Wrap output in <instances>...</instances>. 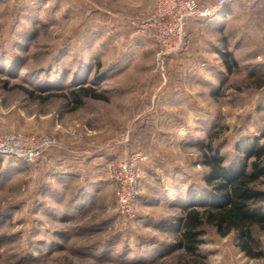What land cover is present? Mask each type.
Segmentation results:
<instances>
[{"label":"rangeland","instance_id":"rangeland-1","mask_svg":"<svg viewBox=\"0 0 264 264\" xmlns=\"http://www.w3.org/2000/svg\"><path fill=\"white\" fill-rule=\"evenodd\" d=\"M158 4L0 0V136L55 142L33 162L0 154V264H264L258 227L262 257L211 224L196 254L176 247L191 196L208 191V142L229 166L264 145V0L189 20L171 54L154 37L171 19L141 28ZM80 85L104 97L78 105ZM135 152L127 216L112 176Z\"/></svg>","mask_w":264,"mask_h":264},{"label":"trees","instance_id":"trees-1","mask_svg":"<svg viewBox=\"0 0 264 264\" xmlns=\"http://www.w3.org/2000/svg\"><path fill=\"white\" fill-rule=\"evenodd\" d=\"M229 66V65H228ZM33 95V90H25ZM76 104L84 97H104L96 94L92 87L80 85L71 91ZM63 96H66L65 94ZM203 152L208 166L206 182L208 191L204 195L191 196L190 207L180 219L179 238L176 247L189 254H196L205 224H211L221 235L235 232L238 247L249 257H262L259 240L254 227L264 231V191L256 183L264 175V145L257 141L242 149L245 160L239 165H226L224 156L212 140ZM203 205V209L198 206Z\"/></svg>","mask_w":264,"mask_h":264},{"label":"built area","instance_id":"built-area-1","mask_svg":"<svg viewBox=\"0 0 264 264\" xmlns=\"http://www.w3.org/2000/svg\"><path fill=\"white\" fill-rule=\"evenodd\" d=\"M230 0H217L215 4L201 3L198 0H159L153 16L142 19L141 28L144 32L157 31L161 22L171 19V27L162 34H155L159 48L166 54L178 51L186 41L185 27L191 19H208ZM253 1V0H248ZM166 6V7H165ZM169 8L168 12H164ZM54 140L44 137L41 140L28 141L24 136H0V154L23 159L26 162L35 161L48 147L54 145ZM142 159L141 152L130 154L119 162L118 169L113 174L118 196V209L121 214L134 215L138 197L137 165Z\"/></svg>","mask_w":264,"mask_h":264},{"label":"crops","instance_id":"crops-1","mask_svg":"<svg viewBox=\"0 0 264 264\" xmlns=\"http://www.w3.org/2000/svg\"><path fill=\"white\" fill-rule=\"evenodd\" d=\"M76 159V158H75ZM76 160H78V159H76Z\"/></svg>","mask_w":264,"mask_h":264}]
</instances>
